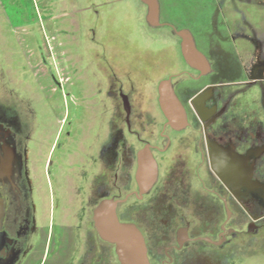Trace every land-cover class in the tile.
Segmentation results:
<instances>
[{
  "label": "flooded vegetation",
  "instance_id": "obj_1",
  "mask_svg": "<svg viewBox=\"0 0 264 264\" xmlns=\"http://www.w3.org/2000/svg\"><path fill=\"white\" fill-rule=\"evenodd\" d=\"M137 1L169 34L153 88L107 67L83 92L90 119L40 137L0 101V264H121L103 207L138 230L148 264L264 256V0H207L202 29L163 0L151 24Z\"/></svg>",
  "mask_w": 264,
  "mask_h": 264
},
{
  "label": "rangeland",
  "instance_id": "obj_2",
  "mask_svg": "<svg viewBox=\"0 0 264 264\" xmlns=\"http://www.w3.org/2000/svg\"><path fill=\"white\" fill-rule=\"evenodd\" d=\"M163 1L168 13L188 16L200 29L207 25V0ZM164 35L147 25L137 0H0V101L33 119L38 137L54 130L57 119H90L83 92L101 70L113 68L125 89L128 77L137 89L155 86L171 48L161 42ZM106 54L110 64L100 62ZM246 264H264V256Z\"/></svg>",
  "mask_w": 264,
  "mask_h": 264
},
{
  "label": "water",
  "instance_id": "obj_3",
  "mask_svg": "<svg viewBox=\"0 0 264 264\" xmlns=\"http://www.w3.org/2000/svg\"><path fill=\"white\" fill-rule=\"evenodd\" d=\"M141 1L148 6L147 21L157 24V0ZM179 34L189 35L184 32ZM95 216L102 237L116 244L121 264H148L142 237L134 226L118 222L114 212L106 211L104 207L99 208Z\"/></svg>",
  "mask_w": 264,
  "mask_h": 264
}]
</instances>
